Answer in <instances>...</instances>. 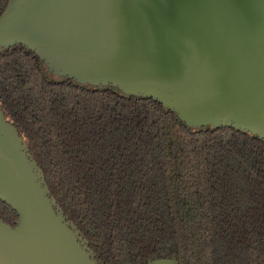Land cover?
Masks as SVG:
<instances>
[{
    "label": "trees",
    "instance_id": "1",
    "mask_svg": "<svg viewBox=\"0 0 264 264\" xmlns=\"http://www.w3.org/2000/svg\"><path fill=\"white\" fill-rule=\"evenodd\" d=\"M0 106L102 264H264V139L47 74L21 45L0 48Z\"/></svg>",
    "mask_w": 264,
    "mask_h": 264
},
{
    "label": "water",
    "instance_id": "2",
    "mask_svg": "<svg viewBox=\"0 0 264 264\" xmlns=\"http://www.w3.org/2000/svg\"><path fill=\"white\" fill-rule=\"evenodd\" d=\"M45 72L151 97L189 127L264 139V0H7L0 48ZM0 264H102L0 106ZM147 264H179L175 256Z\"/></svg>",
    "mask_w": 264,
    "mask_h": 264
},
{
    "label": "flooded vegetation",
    "instance_id": "3",
    "mask_svg": "<svg viewBox=\"0 0 264 264\" xmlns=\"http://www.w3.org/2000/svg\"><path fill=\"white\" fill-rule=\"evenodd\" d=\"M6 5V4H5ZM5 7V6H4Z\"/></svg>",
    "mask_w": 264,
    "mask_h": 264
}]
</instances>
